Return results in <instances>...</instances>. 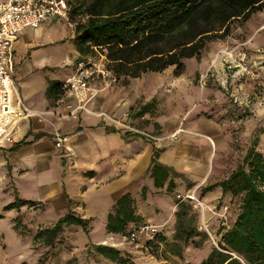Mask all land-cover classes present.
<instances>
[{
	"label": "rangeland",
	"instance_id": "1",
	"mask_svg": "<svg viewBox=\"0 0 264 264\" xmlns=\"http://www.w3.org/2000/svg\"><path fill=\"white\" fill-rule=\"evenodd\" d=\"M67 1L71 11L74 9L77 12L69 21L73 25L70 29H75L76 23L86 20L85 16L78 14V8L91 0ZM229 29L226 38L206 42L197 58L183 60L184 72L178 81L181 84L177 82L175 89L169 85L174 80L173 67L156 73V136H167V140L160 139L156 143L158 161L177 173L174 178L177 186L172 193H167L165 189L151 196L146 193L147 202L146 195L143 200L139 191L135 209L141 221L134 227L154 226L156 234L159 233L158 238L150 240L141 236L131 242L108 235L104 230L105 220L99 218L94 224L90 223L88 235L81 228L72 226L63 230L53 246L33 245L35 232L51 227L60 212L56 201L53 208L56 213L50 212L47 217L42 218V208L38 206L28 207L12 219L9 216L0 219V264H114L95 252L97 245L118 250L126 264H199L205 258L211 247L216 246L220 227L229 224L228 213L225 212V220L218 216L223 213L221 210L229 199L225 201L224 197H219L208 203L207 194L200 196L201 185L192 187V183L200 181L207 171L206 178L209 173L210 176L203 186L224 179L253 143L264 156V4L246 21H232ZM217 32L221 33L222 29ZM176 39L163 46L169 48ZM238 52L246 54L242 69L238 66ZM226 53L231 54L235 61L230 60ZM117 82L116 78L111 86ZM70 124L65 123V126ZM143 124L147 126L148 122ZM178 128L185 134L169 139V135ZM184 138L196 147L197 156L188 147L181 146ZM65 150L67 158H74L73 150ZM62 154L65 155L64 150ZM194 158L197 161L195 167L192 163ZM147 176L148 172L145 173ZM65 182L70 188L68 194L72 195L78 182ZM190 191H195L196 196L199 195V199L215 214L205 211L202 215L197 210L199 219L196 225L204 231L206 238H196L193 244L184 246L173 242L175 202L177 196ZM48 196L61 199L56 187L51 188ZM93 197L89 195L87 198L92 199V208L101 216L97 208L107 201L99 198L100 202ZM230 205L236 209V203ZM67 206V210H71L72 204ZM15 218L20 223V238L12 234ZM10 222L12 225H9Z\"/></svg>",
	"mask_w": 264,
	"mask_h": 264
},
{
	"label": "crops",
	"instance_id": "2",
	"mask_svg": "<svg viewBox=\"0 0 264 264\" xmlns=\"http://www.w3.org/2000/svg\"><path fill=\"white\" fill-rule=\"evenodd\" d=\"M6 1L0 0V3ZM69 21L70 15L68 20L60 23L49 19L37 28H25L13 44L10 74L15 82L16 93L27 108L45 114L20 122L14 143L0 147L1 220L8 216L12 219L27 210V206L19 210H3L17 197L23 201L40 203L42 218L50 212L56 213L53 208L58 201L60 212L56 214L53 225L67 212L70 202L71 210L78 216L90 219L92 224L102 218L105 226L107 215L120 196L129 193L136 197L142 186L147 187L146 193L150 196L158 192L149 175L145 177L156 143L97 116L105 113L152 137L167 140V136H156V72L143 73L137 78L123 75L116 77L118 82L114 86L98 92L87 104L90 114L78 112L75 119L69 120L51 114L60 110L55 105L60 88L56 97L49 98L48 87L53 83H61L73 73L76 61L84 57L75 49V29H70L73 25ZM181 76L173 75L174 80H169L172 89L178 83L181 84L178 82ZM91 86L98 89L99 82L95 80ZM145 105L146 110H142ZM144 122H148V125L144 126ZM65 123L71 124L65 126ZM182 133L185 134V131L178 128L169 135V139H175ZM57 137L63 141L60 148L55 146ZM135 138L140 141H132ZM187 139L184 138L181 146L188 147L197 156L196 147ZM12 147L16 149L12 151ZM65 149L73 150L74 158H67ZM63 150L65 155L62 154ZM196 162L194 158V167ZM89 172L93 175H86ZM207 172L192 187L202 185L210 176L209 173L206 178ZM65 181L78 182L72 195L68 194L70 188ZM52 187L58 188L61 199L48 196ZM89 195L94 196V200L101 202L102 198L107 201H102L100 208H97L101 216L92 208V199L87 198ZM219 197L221 192L217 189L208 193L206 199L209 203ZM228 198L225 196V200ZM223 208H226V214L230 217L229 223H233L238 215V207L235 209L226 203ZM223 208L221 211H224ZM9 225H12L11 222ZM12 231L13 235L20 238Z\"/></svg>",
	"mask_w": 264,
	"mask_h": 264
},
{
	"label": "trees",
	"instance_id": "3",
	"mask_svg": "<svg viewBox=\"0 0 264 264\" xmlns=\"http://www.w3.org/2000/svg\"><path fill=\"white\" fill-rule=\"evenodd\" d=\"M263 4L264 0H91L78 8V14L86 20L76 24L73 43L84 56L93 54V48L106 49L108 68L115 77L137 78L169 67L179 77L184 72L183 60L197 58L206 42L226 38L232 21H246ZM76 13L70 10V17ZM175 38L169 48L163 46ZM60 86L61 83L51 84L48 97H56ZM158 151L154 148L147 172L156 191L165 189L172 193L177 186L174 181L177 173L158 161ZM204 184L200 186V196L218 189L224 200L225 196L229 197V204H237L238 215L233 223L220 227L216 246L211 247L199 264H264V156L256 150V144L246 150L240 163L224 179ZM146 190L144 186L140 190L143 200ZM135 205L136 197L132 194L120 196L107 215L105 233L127 240L130 230L139 228L134 226L141 221ZM22 206L42 205L16 197L3 210H19ZM175 206L173 242L187 246L196 238H206L196 225L199 213L193 208V201L177 199ZM90 223V219L67 210L51 227L38 229L32 243L53 246L63 230L72 226L88 235ZM13 229L21 235L18 218L14 219ZM158 236L159 233L154 238ZM95 252L114 264L127 263L113 247L97 245Z\"/></svg>",
	"mask_w": 264,
	"mask_h": 264
},
{
	"label": "built area",
	"instance_id": "4",
	"mask_svg": "<svg viewBox=\"0 0 264 264\" xmlns=\"http://www.w3.org/2000/svg\"><path fill=\"white\" fill-rule=\"evenodd\" d=\"M70 10L67 0H8L0 3V147L14 143L20 122L45 114L27 108L16 93L10 74V54L13 44L25 28H37L49 19H54L57 23L68 20ZM93 51V55L81 57L76 61L73 73L61 82L60 92L55 100V105L60 110L52 112V115L69 120L75 119L78 112L90 114L87 104L98 92L110 87L115 82L116 77L108 68L106 49L93 48ZM226 54L230 60L235 61L231 54ZM236 57L239 62L238 66L242 69L245 66L243 63L246 54L238 52ZM95 80L99 82L98 89L91 86ZM97 116L154 143H159L161 139L117 121L105 113H99ZM62 142V139L57 137L55 146L60 148ZM177 198L193 201V208L199 210L202 215L205 211L214 213L196 196L195 191L179 195ZM223 209V213L217 215L225 220L226 208ZM156 232V227L145 225L131 229L127 238L131 242L138 240L141 236L152 240Z\"/></svg>",
	"mask_w": 264,
	"mask_h": 264
}]
</instances>
